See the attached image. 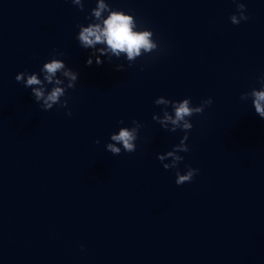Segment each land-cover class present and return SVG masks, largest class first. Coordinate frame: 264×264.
Returning <instances> with one entry per match:
<instances>
[{
  "label": "water",
  "instance_id": "obj_1",
  "mask_svg": "<svg viewBox=\"0 0 264 264\" xmlns=\"http://www.w3.org/2000/svg\"><path fill=\"white\" fill-rule=\"evenodd\" d=\"M82 2L0 0V264H264V119L251 101L264 77V0H239L248 19L237 25L233 0H105L160 49L131 66L124 53L85 64L91 50L75 37L96 5ZM54 50L79 75L67 108L43 111L15 75H39ZM157 97L212 98L189 118L175 169L156 155L184 132L152 119L163 118ZM132 120L136 151H106ZM187 167L198 174L176 185Z\"/></svg>",
  "mask_w": 264,
  "mask_h": 264
},
{
  "label": "clouds",
  "instance_id": "obj_2",
  "mask_svg": "<svg viewBox=\"0 0 264 264\" xmlns=\"http://www.w3.org/2000/svg\"><path fill=\"white\" fill-rule=\"evenodd\" d=\"M70 2L80 11L84 10L82 0H70ZM233 2L237 6V14L231 15L229 20L233 25H237L241 21H246L248 17L244 14V3L239 2V0H233ZM95 5L89 14L93 22L88 23L87 26L78 25L79 31L75 37L81 48L91 50L88 59L85 61L87 66L92 65L93 59H95L97 65H101L105 62L101 60V57H105L110 62L112 57L119 58L122 53L126 54V60L130 62L129 66H131L132 62L138 57L160 51L157 42L153 40V32L148 29H138L137 22L133 16L126 14L122 10L110 9L109 4L105 0H95ZM105 13H107L106 16L104 15ZM85 18L88 19L89 17L86 16ZM97 21L100 22L97 23ZM97 45H106L107 47L97 48ZM109 52L111 56L108 55ZM57 55L63 54L56 53L54 50L52 58L44 62L40 67L39 75L35 72L28 73L27 71L15 75V80L18 83H22L25 88L31 89L30 95L43 111L51 110L54 105H58L60 108H67L66 92L68 89L74 88L78 80L79 74L69 68L63 60L55 58ZM114 68L116 71H123L124 65L116 64ZM41 76L42 79L40 78ZM258 82L260 90L251 89V101L255 113L261 119H264V77H261ZM48 85H51L50 89L47 88ZM248 98V92L242 93L240 96L241 100ZM154 104L164 106L161 109L163 118L161 119L160 115L153 114L152 119L154 121L168 131L174 132L180 129L184 132L179 143L173 145L170 151L163 154L157 153L156 155V159L161 162L165 170L175 169L178 163L183 160V157L178 155V153L189 151L185 143L188 139V132L193 127L189 118L193 115L202 114L204 108L212 104V98L209 97L202 100L199 105L192 106L190 98L170 101L164 97H157L154 100ZM168 106H171V114L167 110ZM66 115L70 116L71 112H66ZM118 123H123V121ZM131 124V127H120L117 132L110 134V141L116 143H106L104 146L106 151L113 155L121 154L122 150L126 153L136 151L135 142L138 139V130L141 125L136 120H132ZM96 143H99V141H96ZM117 143L122 145V147H117ZM169 158L172 159V164L165 163ZM198 172L199 169L191 167H187L184 174L177 170L175 173V184L179 186L191 182Z\"/></svg>",
  "mask_w": 264,
  "mask_h": 264
}]
</instances>
